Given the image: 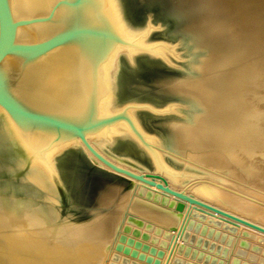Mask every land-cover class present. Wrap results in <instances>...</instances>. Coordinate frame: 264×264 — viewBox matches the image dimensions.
Returning <instances> with one entry per match:
<instances>
[{"label":"bare ground","instance_id":"6f19581e","mask_svg":"<svg viewBox=\"0 0 264 264\" xmlns=\"http://www.w3.org/2000/svg\"><path fill=\"white\" fill-rule=\"evenodd\" d=\"M54 1L8 0V4L12 18L17 20L45 15ZM101 1L120 41L112 43L96 67L97 116L118 110L114 104L113 88L120 55L132 60L138 51H148L168 63L180 59L173 46L149 42L150 25L139 30L131 28L122 16L119 0ZM190 5L193 12L196 6L199 8L202 24L206 22V50L198 58L193 56L187 59L189 61L184 64L187 73H180L179 77H164L159 82V87L165 93L182 100L186 103L184 107L189 109L185 115L187 123L183 119L178 122L176 119L165 120L166 131L170 140L179 141L178 146L187 149L188 160L192 158L196 163L199 161L211 167H221L227 173H231L232 168L239 169L238 173L241 168L251 170L248 161L253 165L264 162V0H191ZM179 10L182 17L192 14L183 6ZM67 12L62 7L55 11L51 22L18 26L15 40L30 42L47 36L62 26ZM19 63L17 57H7L2 65L6 71L13 73ZM83 65L85 63L81 58L75 60L65 52L57 53L34 64L30 72L17 79L15 89L38 104L72 105L77 96L75 93H81L91 85L87 82L90 73ZM173 103L169 105V110L176 111L179 105ZM0 114L4 118L1 129L20 143L29 160L22 183L0 187V264H110L112 259V264H121L123 260L128 261L126 264H164L172 244L167 264H174L173 258L177 256L178 245L183 242L187 220L192 211L199 210V207L189 205L154 186L128 178L131 182L127 185L112 183L106 189H100L85 219L62 215L57 200V186L61 178L54 157L65 147L80 142L76 139L68 143L52 142L43 132L23 136L1 108ZM136 114L131 108L127 110V115L151 147L152 152H148V155L152 169L147 166L133 167L102 150L103 147L110 148L115 136L130 135L124 119L88 133V141L114 163L136 172H158L170 187L181 188L185 182L183 174L165 162L158 141L142 130ZM85 151L94 164L111 171ZM133 160L142 163L139 157ZM137 183L145 190L177 200V206L169 208L145 197V194H138L134 191ZM187 185L188 194L264 226L263 206L231 191L228 181H193ZM96 206H104L105 209ZM201 211L207 217L234 224L208 210ZM130 215L159 227L167 232L166 237L159 234L158 241L153 242L155 240L124 232L123 227ZM184 215L182 229L175 240ZM234 225L240 230L239 233L245 230L264 238V234L253 229L241 224Z\"/></svg>","mask_w":264,"mask_h":264},{"label":"water","instance_id":"95a60500","mask_svg":"<svg viewBox=\"0 0 264 264\" xmlns=\"http://www.w3.org/2000/svg\"><path fill=\"white\" fill-rule=\"evenodd\" d=\"M170 1L119 0V4L122 16L131 28L140 29L149 24L151 33L155 28H160L162 31L168 30L172 27V22L167 17L179 16L176 15L178 9ZM62 7L66 8L68 12L62 26L56 31L35 41L17 42L15 40L18 26L51 22L55 11ZM145 19L148 20L144 25ZM152 22L156 23V26H153ZM115 41H120V38L116 34L106 11L102 8L101 0H55L45 15H35L17 20L12 18L8 0H0V108L3 114L7 115L23 136L32 132H43L49 136L52 142L68 143L73 139L80 142L66 147L56 157L61 178L57 191L74 205V209L85 214L86 208L95 204L97 193L100 190V186L97 191L94 190L96 185L92 186L90 178L93 172L104 177L111 176L116 183L126 185L131 182L128 178H131L139 183L154 186L179 200L186 201L189 205L200 208L192 211L187 220L182 240H185L190 230L198 226L202 220H206V223L213 224L215 227L230 231L236 229L234 224H241L264 234V226L188 194V185L179 189L172 188L158 172H136L122 167L105 157L88 141V133L124 119L128 123L130 135H117L110 148L112 147L120 155L133 159L141 157L146 165L151 169L153 167L148 155V152H152L151 147L145 141L142 132L136 128L132 119L127 115V110L129 108L135 109L137 114L144 115L143 118L145 116L163 117L167 110L158 109L156 105L159 103L155 98H165L164 96L168 94L162 92L158 84L161 79L174 72L170 71L172 67L166 61L148 51H138L132 60L121 55L113 88L114 104L117 105L118 110L97 116L95 108L96 67L104 59ZM60 52H65L67 56L75 60L81 58L85 63L83 68L88 71L87 73H90L87 82L91 85L84 88L81 93H75L77 96L73 101L74 104H66V107L46 103L38 104L27 99L23 93L16 91L15 85L20 76L30 72L37 62L46 60ZM7 57H17L20 60L19 66L13 73L6 71L2 65ZM2 117L1 115L0 124L4 119ZM144 125H146L145 122ZM156 128L158 132H164L161 126ZM83 147L111 171L94 164ZM11 149H13L14 154ZM0 154L3 157L0 159L1 167L17 171L24 166L25 171L28 170L29 160L24 149L12 135L1 129V126ZM73 158L79 160L80 164H77H79L80 172L76 169L78 165L73 161ZM118 174H122L124 177ZM139 183L134 185L136 186L134 191H137L138 194H145V197L152 198L169 208L177 206V200L168 199L145 190ZM203 209L228 219L234 224L222 222L214 217H207L201 211ZM185 217L186 215L183 216L178 227L175 240L182 229ZM129 223H133L139 228H133ZM141 227H144L145 230H152L155 234H162L163 237L167 235V232H163L152 223L131 215L128 216L123 231L135 236L141 235L147 240L150 236L146 232H141ZM153 239L156 238L153 237ZM172 249L173 244L164 264H167ZM182 249L183 245H178L177 253H180ZM214 261L212 259L210 263L213 264ZM181 262L178 257L173 258L174 264H181ZM220 263L219 261L218 264ZM129 264L136 263L130 262Z\"/></svg>","mask_w":264,"mask_h":264},{"label":"rangeland","instance_id":"374dc122","mask_svg":"<svg viewBox=\"0 0 264 264\" xmlns=\"http://www.w3.org/2000/svg\"><path fill=\"white\" fill-rule=\"evenodd\" d=\"M170 2H172V4L176 7V9H178L179 12H180L179 7H182V6L185 7L187 11L191 10V7H190L191 0H171ZM176 15H179V16L171 15L167 17V19L171 20L172 22V27H170L168 30L162 31L160 28H157V29L155 28L153 32H151L148 35L149 42H152V43L153 42L154 43L163 42V43H166V45L173 46L174 51L178 53L180 56L179 60L174 59L172 57L174 59L172 61L173 63L167 62L170 65V67H172L171 68L172 70L170 71L174 73H171V74L169 73L167 76H165V78L168 76L179 77L180 73H184V72L187 73L186 71L187 69L184 66V64L187 63V61H189L190 58L193 56L196 58H198V56H202V54L206 50V45H205L206 43L205 41L206 24L205 23L206 22H203L202 24V16H201L199 8H197L196 6L194 12L192 11V14L189 13L190 16L189 15L185 16V14L183 13L182 15L185 17H182L179 13H177ZM147 20L148 19L144 20V25L147 23ZM153 24H154L153 26H156V23H153ZM143 28H140V29H143ZM177 66L179 67L177 68ZM156 78L158 77L156 76ZM159 85L160 83L158 84V87ZM159 89L161 88L159 87ZM162 92L164 91L162 90ZM164 97L165 98H159V97H156L157 99L155 98V100H157L159 103L158 105H156V107L158 109L167 110V112L163 114L164 115L163 117H160V116L146 117L145 116L143 118L144 115L136 114V118L139 121V124L141 125L142 130H144L146 134L154 137L158 141V144L160 145L159 147L162 149V151L160 150V152L164 156L165 162L175 171H178V172L181 171L180 173L183 174L185 182H186V183L184 182V185L182 186H185L193 181L194 182L196 181L213 182L217 180L218 182L220 179H222V180L228 181L231 184L229 185V188L231 189V191L233 190L235 193L237 192L240 193L244 198L250 200L253 203L256 202L257 205H260V207L263 206L264 208V171H263L264 162L263 164L253 165V163L248 161L249 165L251 166V170L249 169L246 170V168L242 170L243 168H241L240 172L238 173L239 169L236 170L235 168H232L233 171L231 173L229 172L227 173V171L224 168L213 167V166L211 167L206 164L204 165V163L201 164V162L199 161L196 163L195 161H193L194 159L192 158L188 160L189 157L188 155L186 156L187 149L181 146H178L180 145L179 141L170 140L169 135L166 131V126L164 124V121L165 120L175 121L176 119V121L178 122V120L183 119V122H185L187 121V119H185V115L187 116L189 109L187 107H184V104H186L185 102L174 98L173 95L168 94ZM172 102H174L175 104L177 103L179 105L176 108L177 112L169 110V105ZM0 120H1V114H0ZM144 122L146 123V125H144ZM158 126H161L164 132H161V131L158 132L157 131L158 129L156 128ZM259 143L261 142L259 141ZM110 146H112V143L110 144ZM11 150H12V153L14 154L13 149ZM63 150L61 152H63ZM102 150L108 156L116 160H119L120 162L131 165L133 167H136V168H142L143 166L149 167L148 165L144 163V161L140 163L137 160L134 161L130 157L116 153V151L112 147L111 148H109V146L103 147ZM61 152L55 155L54 157L55 161H56V157H58ZM175 154L177 156H175ZM1 157L2 155L0 154V159ZM175 157L180 158V159L177 160V158L175 159ZM139 159H141V157H139ZM73 161L76 163V165H78L76 169L79 170L80 169L79 160L77 161L76 158H73ZM202 166H204V168ZM214 168H217V170ZM221 170L222 172H220ZM78 172H80V170ZM233 172L234 173L236 172V173L234 174ZM25 175H26V171H25L24 166L22 167L21 170L16 171L13 169H5L1 167L0 165V187L4 185L5 186H8V185L15 186L17 184H20L24 181ZM193 175L194 176L197 175V176L194 177ZM198 175L199 177L200 176L201 177L199 178ZM229 177L230 179H228ZM213 178H216V179H213ZM90 179L92 181V186L96 185V187L94 188L95 191L98 190L99 186H100V189H104V187L106 189L109 184L116 183L111 176L104 177V176L97 175L95 172H93L92 177ZM255 197L258 199H256ZM57 200H58V207L62 215H69L72 218H75L77 220L85 219L88 216L87 212L84 214L80 212L78 209H74L73 208L74 205L70 203L69 200H67V198L62 196L58 191H57ZM104 206L107 207V205H104ZM103 207L96 206V208H99V209ZM90 208H86V210ZM199 223L200 224L198 226H196L194 229H192L189 232V235L186 237V239L183 240L182 242L183 249L179 253L180 256L178 255V253L176 254L177 255L176 257L181 259L182 261L181 264H211L210 262L212 259L215 260L213 264H218L219 261L221 262L220 264H264V238L263 237L257 236L253 233H249L248 231H245V230H241L242 235H240L241 233H239L240 230L238 229H235L234 231H230V230L215 227L213 226V224L210 225L206 222H199ZM129 225H131V227L133 228H139L131 223H129ZM140 231L148 233L150 236L149 238L150 239L152 238L151 239L152 241L154 240L153 237L156 238L155 241L153 242L158 241L157 240L158 234H155L152 230L150 231L145 230L144 227H142L140 228ZM216 231H217V234H216ZM223 250H225V252H223ZM113 262L114 260L112 259L110 264H112ZM120 262L121 264H126L124 260Z\"/></svg>","mask_w":264,"mask_h":264}]
</instances>
